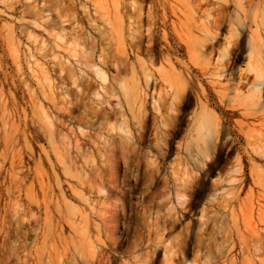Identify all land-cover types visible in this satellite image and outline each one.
I'll return each instance as SVG.
<instances>
[{"label": "rangeland", "instance_id": "rangeland-1", "mask_svg": "<svg viewBox=\"0 0 264 264\" xmlns=\"http://www.w3.org/2000/svg\"><path fill=\"white\" fill-rule=\"evenodd\" d=\"M240 3L0 0V264H264V0Z\"/></svg>", "mask_w": 264, "mask_h": 264}, {"label": "bare ground", "instance_id": "bare-ground-1", "mask_svg": "<svg viewBox=\"0 0 264 264\" xmlns=\"http://www.w3.org/2000/svg\"><path fill=\"white\" fill-rule=\"evenodd\" d=\"M219 1H227V0H219ZM239 1V6L241 5V0H237ZM99 3V2H98ZM100 7V6H98ZM122 18V17H121ZM108 20V19H107ZM122 20V19H121ZM109 24V23H108ZM118 34V33H117ZM116 34V35H117ZM214 36H215V33H214ZM250 43H251V51L254 49V45H253V41L252 39H250ZM150 51V50H149ZM227 55L224 54L223 55V58H225ZM221 59L222 57H218L217 60V67H220L221 66ZM193 70V69H192ZM215 72H218V73H221L220 71L216 70ZM214 73V72H213ZM212 73V74H213ZM147 75V74H146ZM149 75V74H148ZM151 77V76H150ZM215 77V76H214ZM130 79V78H129ZM182 86H180V84L177 86V90L179 91V89H182L180 88ZM121 88L123 89L125 95L130 98V99H133L134 101L137 100L141 94V83H140V80L137 78V76H131V79L128 81V82H125V83H122L121 84ZM137 102V101H136ZM138 103V102H137Z\"/></svg>", "mask_w": 264, "mask_h": 264}]
</instances>
